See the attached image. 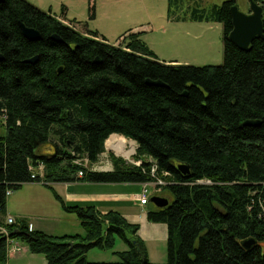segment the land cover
Wrapping results in <instances>:
<instances>
[{
	"label": "trees",
	"instance_id": "1",
	"mask_svg": "<svg viewBox=\"0 0 264 264\" xmlns=\"http://www.w3.org/2000/svg\"><path fill=\"white\" fill-rule=\"evenodd\" d=\"M174 1L167 0L172 21L222 24V63H166L139 31L127 32L115 45L28 0L0 1V225L30 253L43 254L46 264H264L258 215L264 208V37L255 38L249 51L229 41L235 0L180 14ZM90 12L92 17V7ZM20 22L41 38H25ZM35 55V63L26 61ZM111 134L136 141L133 159L139 165L113 156L112 170L90 169ZM84 158L88 164L75 162ZM152 164L165 181L149 194L146 212L148 221L167 227L162 263L149 260L137 224L116 210L101 213L93 204L67 203L52 186L143 183L154 179ZM28 182L48 188L63 211L76 215L83 232L29 231L25 218L5 224L6 191ZM153 195L168 204L153 205ZM115 237L127 246L115 252L116 261L85 259L90 248L112 247ZM247 239L254 242L244 248ZM8 254L0 232V264Z\"/></svg>",
	"mask_w": 264,
	"mask_h": 264
},
{
	"label": "crops",
	"instance_id": "2",
	"mask_svg": "<svg viewBox=\"0 0 264 264\" xmlns=\"http://www.w3.org/2000/svg\"><path fill=\"white\" fill-rule=\"evenodd\" d=\"M28 1L43 10L50 11L52 14L56 15L62 22L66 24L71 25L68 21L74 20L75 22L73 23V26H75V28L76 26H85V29L88 28L87 21L82 22L78 19V16L83 14V12H86V10L88 11V18L90 20H93L95 18L94 3L93 16H90V0ZM131 2L132 1H130V3ZM131 11V13H125L122 16L117 15L115 17H112L111 14L106 15V20L108 19V25L122 26L125 24L124 21L129 16L135 17L137 15H142L143 17L147 18L151 16V11L147 3L137 2L131 7ZM138 22L139 21L132 25H129L133 26V28L124 31V33L119 35L116 41L112 43L118 42V39L129 31H139L141 33H146L150 29L149 26H147L146 24L137 25ZM117 30H120V28H118ZM96 31L98 32V34L100 33L101 35L105 34L106 32L101 31V29L97 28ZM114 34L116 33H112L111 36H114ZM142 38L143 37L141 35V39ZM142 40L145 42L144 39ZM112 168L113 165L103 169L92 168V170L109 171L112 170ZM52 186L54 190L59 194V196L67 203H80L82 205L93 204L101 213H106L109 210L118 211L129 223L138 225L139 229L137 231V235L144 242L149 260L156 263H162L166 261L167 227L164 223L150 222L147 220L146 212L150 204L149 202L146 204H141L139 202V195L142 190L141 183H98L86 181H72L56 182L53 183ZM44 189L49 191L48 188L44 187L40 183L28 182L22 184L21 187L14 192V197H16L17 204L10 205L9 207L8 203L6 202L5 216L10 215L16 218H25L29 222H31L32 229L41 230L53 235H71L76 232L81 233L78 218H73L71 214L62 211V208L60 209L61 206L50 204V200H48L47 198L48 192H45ZM19 191L20 194H15ZM30 202L31 204H29ZM5 216H3L4 222ZM35 219L37 220L36 222ZM41 220L47 221L48 224H43L39 222ZM50 220H60V222L58 223L54 221L49 224ZM71 223H74L75 227H70L69 224ZM78 229L79 231H77ZM17 247L18 248L15 251L10 252L11 254H8V264L10 263V261H15L17 262L16 264H21V261H25L24 264H46L45 258H38L36 254L30 253L24 244L19 242Z\"/></svg>",
	"mask_w": 264,
	"mask_h": 264
},
{
	"label": "rangeland",
	"instance_id": "3",
	"mask_svg": "<svg viewBox=\"0 0 264 264\" xmlns=\"http://www.w3.org/2000/svg\"><path fill=\"white\" fill-rule=\"evenodd\" d=\"M130 1H132L130 3ZM90 0L91 7L94 12L95 5V18L90 20L88 18V11L83 12L79 15L78 19L82 22H88L87 29H101V31H106L103 36L107 39L108 42H115L119 35L123 34L124 31L132 29V25L136 23L137 25L146 24L149 26V30L146 33H142V39L149 45L150 49L154 51L160 61H164L170 64H192V65H217L223 61V43H222V24L220 22H198V21H172L167 17V0ZM225 0H175L173 4L174 10L180 14L185 10H190L194 7L208 9L214 4H221ZM137 2L147 3L149 5L151 16L149 18L143 17L142 15H137L135 17L129 16L124 21L122 26H111L108 25V19L106 20V15H112L115 17L117 15H124L125 13H131V7ZM259 4L261 0L257 1ZM94 3V5H93ZM235 5L242 12H247L249 8V0H235ZM143 14V13H142ZM73 17V16H72ZM93 21V22H92ZM107 25V26H104ZM85 26H76L77 30H84ZM120 28V30H117ZM123 29V30H121ZM118 31V32H116ZM121 31V32H119ZM102 33V32H101ZM112 33L114 36H111ZM118 33V34H117ZM116 35V36H115ZM119 40V39H118ZM115 45L117 44L114 43ZM4 118L0 116V134L4 133ZM113 140H123L124 147L116 150L108 146L107 141L104 148V151L99 155L98 160L91 164L90 169L98 168L103 169L110 167L112 165V157L124 160L129 163H135L138 160H134L133 156L135 155L137 149V143L135 140L124 138L123 135L113 134ZM109 136V137H110ZM108 137V138H109ZM130 140V143H129ZM128 142V143H127ZM127 143V144H126ZM123 149L129 152H123ZM129 153V154H128ZM130 155V156H129ZM85 159V158H84ZM85 164H88L85 161ZM149 188V193L153 191L151 186ZM19 189V188H18ZM17 189V190H18ZM15 190V191H17ZM47 193V198L50 200V204H55L60 206L54 200L52 193L44 189ZM11 192L7 197L8 206L16 205V197H14V192ZM20 194V191L15 193ZM15 195V196H17ZM166 197H169L168 194L162 193ZM49 196V197H48ZM31 204V202L29 203ZM61 209V207H60ZM62 210V209H61ZM63 211V210H62ZM77 218L75 214L68 213ZM37 220L35 219V222ZM60 222V220H50L49 224L52 222ZM43 224H48L47 221H39ZM70 227H75L74 223L69 224ZM80 226V232L82 233V227ZM79 231V229L77 230ZM78 233V232H76ZM74 234V233H73ZM126 244L115 237V241L112 247L110 248H101L93 247L90 248L85 253V259L87 261H116L118 256L115 252L122 251L126 249ZM11 254V253H9ZM36 254L38 258H44L43 254ZM25 261H21V264H24ZM15 261H10L9 264H16ZM8 264V262H6Z\"/></svg>",
	"mask_w": 264,
	"mask_h": 264
},
{
	"label": "water",
	"instance_id": "4",
	"mask_svg": "<svg viewBox=\"0 0 264 264\" xmlns=\"http://www.w3.org/2000/svg\"><path fill=\"white\" fill-rule=\"evenodd\" d=\"M2 1V0H0ZM230 15L232 21V29L228 34V39L235 46H237L240 50L249 51L250 44L255 38H263L264 37V29H263V17H262V8L261 4H259L255 0H249V8L247 12H242L238 9V7L233 4L230 7ZM19 28L21 30L22 35L28 40H38L41 38V34L38 30L33 27L26 26L24 23H19ZM52 38L55 40H59L56 35H52ZM27 62L35 63L37 61V56H33L29 59H26ZM150 82V80H148ZM152 83H156L158 85H162L161 81H155ZM251 124V121H245L244 124ZM252 123H258L253 122ZM113 135V134H111ZM106 141V140H105ZM104 148L105 142H104ZM177 168L183 173H188V167L186 165L180 164ZM107 171V170H103ZM150 202L157 206L163 207L168 204V199L160 196L153 195L150 197ZM254 240L247 239L242 245L244 248H248Z\"/></svg>",
	"mask_w": 264,
	"mask_h": 264
},
{
	"label": "built area",
	"instance_id": "5",
	"mask_svg": "<svg viewBox=\"0 0 264 264\" xmlns=\"http://www.w3.org/2000/svg\"><path fill=\"white\" fill-rule=\"evenodd\" d=\"M261 8H262V17H264V0H262V2H261ZM121 40H122V37L119 38L118 42H120ZM2 118H4V117L2 116ZM129 143H130V140H129ZM85 161H87L86 158L83 159V161L82 160H76L75 162L76 163H82L83 165H86ZM134 164L135 165H139L140 164V160H138ZM39 170H41V166L39 167ZM82 175H83V172L81 170L77 172V176L80 177ZM150 175L154 178L153 180H149V181H145V182L141 183L142 184V190H141L140 195H139L140 196L139 197V202L141 204L148 203V196L150 194L149 193V188H148L149 186H151L153 188L152 192L158 193L159 190H160L159 186L165 184V181L158 177V175L156 173V166L153 165V164H152V166L150 168ZM164 175H166V172H164ZM32 177H34V174H32ZM10 193H11L10 190L6 191L7 195H9ZM258 215L262 218L263 223H264V208L259 210ZM17 219L18 218L14 217V216L6 215L4 223L5 224H13V223L17 222ZM27 226H28L27 228H28L29 231L33 230L31 222L28 221ZM0 232L3 233L4 236L7 239V250H8V253L15 251L18 248L17 247L18 244L13 239L9 238V236H7L8 232H7V229H6L5 225H2V224L0 225Z\"/></svg>",
	"mask_w": 264,
	"mask_h": 264
},
{
	"label": "bare ground",
	"instance_id": "6",
	"mask_svg": "<svg viewBox=\"0 0 264 264\" xmlns=\"http://www.w3.org/2000/svg\"><path fill=\"white\" fill-rule=\"evenodd\" d=\"M106 141L108 143V146L113 147L115 150L117 148H119V151H121V148L124 147V144H125V142L123 143V140H121V139L120 140H117V141L113 140V136H110L109 138H107ZM105 144H106V142H105ZM116 152H117V150H116ZM123 152H129V150L126 151L125 149H123Z\"/></svg>",
	"mask_w": 264,
	"mask_h": 264
}]
</instances>
